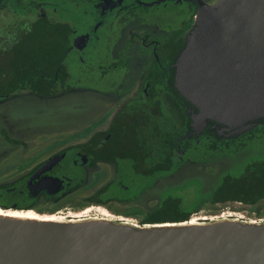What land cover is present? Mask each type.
Masks as SVG:
<instances>
[{
	"label": "flooded vegetation",
	"instance_id": "obj_1",
	"mask_svg": "<svg viewBox=\"0 0 264 264\" xmlns=\"http://www.w3.org/2000/svg\"><path fill=\"white\" fill-rule=\"evenodd\" d=\"M198 2L202 3L0 0V104L25 94L51 99L71 92H93L121 102L107 130H96L85 143L60 145L51 153L35 149L43 153L35 164H24L30 162L34 146L0 130L5 142L22 149L3 150L10 157L6 164H0L1 211H31L54 217L60 224L108 220L96 218L98 212L91 213V209L83 217L75 210L83 204L129 205L191 165L182 162L196 152L195 144L204 132L192 136L191 127L184 131L172 160L163 162L179 166L178 170L160 180L158 148L153 149L150 160L148 154H142L146 147L137 143L123 144L125 139L121 138V146H117L115 133L129 134L134 142L141 133L115 126L142 117L158 120L161 107L179 103L186 114L188 109L197 111L175 88V62L185 46ZM253 123V129L239 136L220 133L222 126L214 122L207 128L219 141V152L229 157L242 151L243 144L251 146L264 139V118ZM184 142L191 144L185 146ZM224 148L230 154L225 155ZM58 156L61 158L55 164H45ZM259 160L264 159L251 158L248 163Z\"/></svg>",
	"mask_w": 264,
	"mask_h": 264
},
{
	"label": "water",
	"instance_id": "obj_2",
	"mask_svg": "<svg viewBox=\"0 0 264 264\" xmlns=\"http://www.w3.org/2000/svg\"><path fill=\"white\" fill-rule=\"evenodd\" d=\"M198 4L175 62V88L197 109L187 110L192 136L210 122L239 136L264 118V0ZM94 224L0 220V264H264V223Z\"/></svg>",
	"mask_w": 264,
	"mask_h": 264
},
{
	"label": "rangeland",
	"instance_id": "obj_3",
	"mask_svg": "<svg viewBox=\"0 0 264 264\" xmlns=\"http://www.w3.org/2000/svg\"><path fill=\"white\" fill-rule=\"evenodd\" d=\"M201 1L210 6L219 0ZM196 15L192 16L193 21L190 23V30L194 25ZM120 103L119 98H106L93 92H71L51 99L25 94L0 104V130H5L8 136L15 140L27 142L30 146H34L29 152L30 162L26 160L24 164H35L43 154L42 150H49L48 152L51 153L60 145L65 147L69 144H83L94 131L107 130L109 121L118 111ZM9 148L16 149L17 152L22 150L13 148L0 136V164H6L8 161L10 156L5 155L3 150ZM35 149L42 150L37 152ZM259 157L264 159V139L254 142L251 146L246 145L242 151L235 155L229 157L214 156L204 164L184 166L176 174L160 181L129 205L112 206L110 204L106 207L83 204L78 210H75V213L83 217L84 212L91 209V213L98 212L99 216L96 218L105 217L109 220H101V222L122 226L129 225L115 222L117 217L127 218L141 227L163 224L183 226L187 223H193V226L197 227H207L220 223L245 225L253 220L257 221V224H262L264 222L259 221L263 220L264 216L259 217L257 213L264 211V200L256 205L239 202L217 204L203 202L198 211L192 213L186 222L172 223L171 220L165 219L163 223L143 224L146 222L144 220L152 216L172 218V215L168 214L170 211L167 210L165 213L158 210L164 200L162 195H182V200H180L185 205L192 200L193 188L197 185L202 186L203 192H209L217 185L222 174L229 171L233 176H239L251 158ZM100 214L102 215L100 216ZM106 214L110 216H106ZM93 221L95 220L79 223Z\"/></svg>",
	"mask_w": 264,
	"mask_h": 264
},
{
	"label": "trees",
	"instance_id": "obj_4",
	"mask_svg": "<svg viewBox=\"0 0 264 264\" xmlns=\"http://www.w3.org/2000/svg\"><path fill=\"white\" fill-rule=\"evenodd\" d=\"M188 106L193 107L190 103ZM158 114V120L151 118L147 120L145 117H142L137 122L136 120H123L116 124L115 128L121 131L131 129L140 131L141 134L137 135L135 142L130 141L129 134L123 132L115 133V138L118 140L113 139L117 146H121L119 139L123 138L125 139L123 144L129 145L137 143L138 146L146 147L147 151L143 150L142 154L143 156L148 154L150 160L153 149L157 147L158 178L162 180L176 173L178 170L179 166L172 167L170 164H163V162L172 160L173 150L178 145V139L183 135L184 131L190 128V118L186 114V109L181 107V103L175 104L171 108L161 107ZM212 123L210 122V124ZM184 144L186 146L191 143L184 142ZM195 145H197L196 152L185 158L182 164H204L214 156L224 157L223 152H219V141L209 128L199 137V142ZM245 146L243 144L242 149ZM223 150L226 152L225 155L230 154L228 153V149L225 150L224 148ZM191 151L189 150V152ZM148 171H150V168ZM150 186L151 184L144 186L143 191ZM201 188V185L193 188L192 200L185 205L181 203L182 195H162L164 200L158 210L164 211L165 213L167 210L170 211L168 214L172 215V218L152 216L144 220L146 222H143V224L163 223L165 219L171 220L172 223L186 222L192 213L198 211V208L203 202H209L211 204L239 202L242 204L256 205L258 202L264 200V160L246 164L239 176H233L231 172L227 171L221 175L217 185L209 192H203ZM263 213L258 212L257 215L262 217L264 215Z\"/></svg>",
	"mask_w": 264,
	"mask_h": 264
},
{
	"label": "bare ground",
	"instance_id": "obj_5",
	"mask_svg": "<svg viewBox=\"0 0 264 264\" xmlns=\"http://www.w3.org/2000/svg\"><path fill=\"white\" fill-rule=\"evenodd\" d=\"M53 219H56V218L50 217V216H39L36 213L31 212V211L21 212V211H12V210H8V211H1L0 210V220L10 221V222L20 221V222H30V224H35L37 222H41L42 224H49V223L56 222V220H53ZM105 221H109V220H105ZM93 222L96 223L94 225H98V223H100L99 225H101V226H107L109 224L108 222L107 223L101 222V220H95ZM101 223H103V224H101ZM225 224H227V223H224V225ZM183 226H193V223H187ZM153 227H155V228H157V227L172 228L174 226L171 224H163V225L146 226L145 228H153Z\"/></svg>",
	"mask_w": 264,
	"mask_h": 264
},
{
	"label": "built area",
	"instance_id": "obj_6",
	"mask_svg": "<svg viewBox=\"0 0 264 264\" xmlns=\"http://www.w3.org/2000/svg\"><path fill=\"white\" fill-rule=\"evenodd\" d=\"M88 211H89V209H87L85 212H88ZM106 215L110 216L109 214H106ZM261 221L264 222V219L263 220H260L259 222H261ZM115 222L121 223V224H124V225H129V226H130V223H131V227H134V228H145L146 227V226H142L141 227V226H139L137 224H134V223L131 222V220H129L127 218H123V217H117V219L115 220ZM249 224H257V221H255V220L250 221Z\"/></svg>",
	"mask_w": 264,
	"mask_h": 264
}]
</instances>
